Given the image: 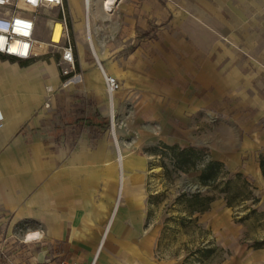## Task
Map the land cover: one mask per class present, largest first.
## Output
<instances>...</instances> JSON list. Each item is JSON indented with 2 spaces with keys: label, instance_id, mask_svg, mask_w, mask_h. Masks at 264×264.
Wrapping results in <instances>:
<instances>
[{
  "label": "crops",
  "instance_id": "0c3cea01",
  "mask_svg": "<svg viewBox=\"0 0 264 264\" xmlns=\"http://www.w3.org/2000/svg\"><path fill=\"white\" fill-rule=\"evenodd\" d=\"M232 2L211 10L210 2L200 0L180 22H168L128 56L116 59L114 71L122 82L117 103L132 100L130 115L122 112L118 120L121 136L132 135L129 148L155 141L190 147L195 129L207 126L216 114L219 128L229 127L218 132L219 139L233 154L242 158L239 146L257 141L264 153V20L261 28L255 22L256 0ZM224 35L232 46L224 44ZM36 109L27 120L13 123L10 134L0 131V264H130L142 211L123 203L98 252L115 201L103 193V184L68 185L64 176L67 170H97L99 162L82 155L84 166L76 161L77 151L48 149L36 135L28 140L24 125H30ZM13 114L7 104L0 105L4 120ZM79 142L90 143L89 133ZM255 158L252 168L264 182L259 154ZM136 163L145 170L140 160ZM142 184L140 180L130 188L140 190ZM51 211L61 217L59 222L51 219ZM84 218L93 225L81 232ZM23 220L42 221L44 230L36 241L43 250L40 257L49 261L21 259L31 256L28 234L36 231L30 228L17 237L14 226ZM14 241L22 246L14 248Z\"/></svg>",
  "mask_w": 264,
  "mask_h": 264
},
{
  "label": "rangeland",
  "instance_id": "374dc122",
  "mask_svg": "<svg viewBox=\"0 0 264 264\" xmlns=\"http://www.w3.org/2000/svg\"><path fill=\"white\" fill-rule=\"evenodd\" d=\"M207 1L213 6L211 10L222 4L233 3L232 0ZM79 2L85 11V0ZM72 4V0H66L68 31L75 45L76 56L75 68L70 75L63 74L64 67L58 64L59 56L23 61L22 64L18 62L21 67L28 70L13 75L14 80L27 85L35 80L40 90L45 91L41 105L32 114L30 125H24L28 140L36 135L48 149L54 151L61 149L67 153L82 148L86 153L83 156L93 155L104 140L106 151L100 160H95L99 162L97 170L90 167L84 170H67L64 177L68 185L92 186V180L96 186L103 184V193L113 199L115 197L108 193L111 178L107 177V171L114 170V178L119 179L121 174L119 154L128 155L134 170L129 184L141 180L143 184L139 189L146 193L142 200L123 198L120 203V207L128 203L132 209L137 207L142 211L141 214L143 213L142 226L134 237V255L130 259V264H264V182L259 180L252 168L255 156L262 154V143L257 141L249 146L240 145L239 153L242 154V158H238V154L236 152L233 154L219 139L221 135L218 136V132H225L229 127L219 128L221 121L216 114H211L207 126L195 129L190 144L205 149L214 159L224 162L228 170L242 172L256 187L254 193L261 197V201L257 205H251V201L238 203V207L234 209L228 207L224 199H217L207 212L192 215L184 203L178 202V197L182 191L188 193L200 189L205 191L199 182L200 173L195 171L173 173L171 179L166 177L160 157L157 156L160 150L156 146L159 144L157 141L144 144L138 149L129 148L132 135L127 133L124 137L121 136L118 120L124 112H127V116L130 115L132 100L123 105H118L116 100L112 105V97L107 93L101 74L100 64L107 73L119 79L122 89L121 76L114 71V67H117L116 59L128 56L168 22H180L191 8L200 5V0H121L111 14L101 9L100 0H91L89 18L96 21L95 34L93 23L90 31L88 25L76 21L71 14ZM225 10H228L227 7ZM254 10L255 22L261 28L264 20V0H256ZM78 28L79 31L75 32ZM91 33L95 47L99 51L110 53L108 61L98 60L93 53L90 47ZM229 40L230 38L225 35L222 37L226 46H232ZM0 59L14 63L13 60ZM83 60L87 62V66ZM44 62H54L58 69L60 81L56 87L46 84L51 75L42 67ZM93 70H96V73L92 74ZM116 94L113 96L115 99ZM7 95L9 102L12 103L13 97L9 93ZM98 101L105 102V105L98 106ZM13 105L12 103L11 107ZM97 108L102 111V116H109L110 128L107 131L102 130V119L96 116ZM82 118H90L95 122L94 127L88 120ZM86 132L91 136V142L80 144L81 136ZM106 153L109 159L106 158ZM83 160L78 161L84 165ZM138 160L145 170L138 169L139 165L136 163ZM240 162L242 167L237 165ZM167 164L170 165L168 161ZM245 165H250L251 168H246ZM138 173L144 175L140 176ZM91 175H94V179ZM185 186H191L194 191H188ZM250 207L255 211L252 212ZM99 214L101 215V211ZM49 219L45 217V220ZM108 220L109 218L104 227ZM43 227L42 221L23 220L14 226V233L18 237L30 228L43 231ZM15 242L14 248L22 246ZM30 244L34 249L31 256L26 255L21 259H25V262L50 260V257H40L43 250L37 241Z\"/></svg>",
  "mask_w": 264,
  "mask_h": 264
},
{
  "label": "built area",
  "instance_id": "2783aa9c",
  "mask_svg": "<svg viewBox=\"0 0 264 264\" xmlns=\"http://www.w3.org/2000/svg\"><path fill=\"white\" fill-rule=\"evenodd\" d=\"M86 2L89 5L91 0ZM56 23L61 25L60 37L53 41ZM0 56L18 61L59 56L58 64L64 67L63 74L70 75L75 68L76 56L68 31L66 0H0ZM100 67L105 75L107 93L113 97L121 89V83L117 77L105 72L101 64ZM3 123L4 118L0 115V127ZM121 156L119 154V160ZM115 199L119 206L123 199L121 190ZM114 220L110 215L105 230L109 227L110 231ZM61 264L75 263L64 261Z\"/></svg>",
  "mask_w": 264,
  "mask_h": 264
},
{
  "label": "bare ground",
  "instance_id": "6f19581e",
  "mask_svg": "<svg viewBox=\"0 0 264 264\" xmlns=\"http://www.w3.org/2000/svg\"><path fill=\"white\" fill-rule=\"evenodd\" d=\"M121 0H100V5L101 9L106 12V13H113L118 4L120 3ZM72 10L71 14L75 17L76 21H80L82 25H88L89 30L91 31V24H94V34L97 33V24L96 21H92V19L89 18V14L91 12V2H89V5L86 2V8L85 11H83V8L79 2V0H72ZM88 5V6H87ZM50 25H53L51 21H49ZM55 25V24H54ZM55 27V33L53 36V41H58L60 37V30H61V25L59 23H56ZM79 28L75 30V32H78ZM91 38H90V47L93 50V53L97 57L98 60L102 61H108L110 59V53L109 52H102L99 51L94 44L93 41V36L91 33ZM85 65L87 66V62L83 60ZM43 68H46V70L49 72L51 75V78L48 79L47 85L51 87H56L59 84L60 78L58 74V69L56 68V65L54 62L52 63H43ZM28 69L21 67L17 62L10 63L9 61H2L0 60V105L3 107L4 104H7L12 112L14 113L12 115V118H8L4 120L3 125L0 127L1 132H5L6 134H10L12 130V125L14 123V126L18 121H24L29 118L32 109L38 108L44 98V92L41 91L39 88V85L37 82L31 81L30 85L25 84L24 82L20 81L17 82L16 80L13 79V75L16 72H26ZM106 72V71H105ZM96 73V70L92 71V74ZM102 78L105 82V75L103 71L101 70ZM7 81V82H5ZM13 97V107H11V102H9V96ZM116 99L111 98V104L114 105ZM27 104V106H26ZM106 151V143L104 140L101 141L99 145V149L96 150L93 153V160H100L103 156V154ZM86 154L82 148L78 150L75 154L76 156V161H80L82 155ZM121 159L119 160V165L122 170V177L120 179H115L114 177V170H109L107 171V177L111 178L110 179V185L108 189V193L112 196H118L119 191L121 190V194L123 198H132L136 201L142 200L144 194L142 193L141 190H132L130 188L129 181L132 179L131 176H133L134 170H132V166L130 164V161L128 159V155L121 154ZM92 179H94V175H91ZM136 180L138 178H135ZM260 179V178H259ZM1 181V180H0ZM92 186L93 188L96 186L95 181L92 180ZM115 201V209L113 211V220L117 216H119L121 212V207L120 205H117V200L114 199ZM51 219L54 221L59 222L61 220V217L56 215L55 212L51 211ZM92 216V212H88V217ZM93 222L89 218H84L83 219V224L80 227L81 232H86L87 230L89 231L88 226H92ZM109 227L105 230L104 235L102 236L98 252H100L101 248L103 247V244L105 242V239L107 238L109 231ZM31 237V238H30ZM41 237V233L39 231H32L28 234V239L31 241H36Z\"/></svg>",
  "mask_w": 264,
  "mask_h": 264
},
{
  "label": "trees",
  "instance_id": "16d2710c",
  "mask_svg": "<svg viewBox=\"0 0 264 264\" xmlns=\"http://www.w3.org/2000/svg\"><path fill=\"white\" fill-rule=\"evenodd\" d=\"M2 59L7 58L2 57ZM12 60L14 62L18 61L16 59ZM19 62L22 64L23 61ZM96 116L102 119V130L107 131L110 128L109 116H102V111L98 108ZM82 119L88 120L89 124L94 127L95 122L91 121L90 118ZM156 146L160 149L157 156L160 157V163L166 177L171 179L173 173L182 174L192 171L200 173L199 182L202 188H205V191L201 189L194 193L182 191L178 197V202L184 203L190 214L207 212L211 204L217 199H224L226 205L234 209L238 207V203L243 204L248 201L252 202L251 205L260 203L261 197L254 193L256 187L250 183L242 172L228 170L224 162L214 159L205 149L195 146L181 147L163 142ZM167 161L170 165L167 164ZM259 163L264 176V153L260 154ZM251 211L254 212L255 210L251 209Z\"/></svg>",
  "mask_w": 264,
  "mask_h": 264
},
{
  "label": "water",
  "instance_id": "95a60500",
  "mask_svg": "<svg viewBox=\"0 0 264 264\" xmlns=\"http://www.w3.org/2000/svg\"><path fill=\"white\" fill-rule=\"evenodd\" d=\"M185 189H187L188 191H191V192L194 191V188H192L191 186H185ZM143 194H144V196H143V198H144L146 196V193L143 192Z\"/></svg>",
  "mask_w": 264,
  "mask_h": 264
},
{
  "label": "snow or ice",
  "instance_id": "6c2138e0",
  "mask_svg": "<svg viewBox=\"0 0 264 264\" xmlns=\"http://www.w3.org/2000/svg\"><path fill=\"white\" fill-rule=\"evenodd\" d=\"M31 238V237H30Z\"/></svg>",
  "mask_w": 264,
  "mask_h": 264
}]
</instances>
